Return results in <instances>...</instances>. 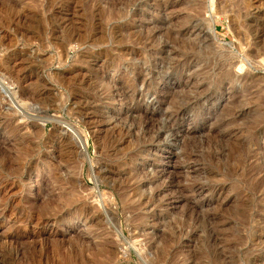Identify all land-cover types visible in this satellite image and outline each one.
Returning a JSON list of instances; mask_svg holds the SVG:
<instances>
[{"label": "rangeland", "instance_id": "1", "mask_svg": "<svg viewBox=\"0 0 264 264\" xmlns=\"http://www.w3.org/2000/svg\"><path fill=\"white\" fill-rule=\"evenodd\" d=\"M0 264H264V0H0Z\"/></svg>", "mask_w": 264, "mask_h": 264}, {"label": "bare ground", "instance_id": "2", "mask_svg": "<svg viewBox=\"0 0 264 264\" xmlns=\"http://www.w3.org/2000/svg\"><path fill=\"white\" fill-rule=\"evenodd\" d=\"M249 55V54H248ZM12 96H10V102H12V104H14L15 105V107H16V110L20 113V110H22L21 108H22V104H20V101H17V98H16V93L15 92H13L12 94H11ZM249 101V100H248ZM18 113V114H19ZM251 126V125H250ZM15 130H16V128H15ZM67 130V132H69L71 135H72V138L75 140V142H76V144L79 146V148H81V150H82V142L80 141V138H79V136H78V134H77V132L75 131V130H73L72 128H67L66 129ZM257 133V132H256ZM247 164H248V162H247ZM256 179V178H255ZM11 239V241H13V239L14 238H10Z\"/></svg>", "mask_w": 264, "mask_h": 264}]
</instances>
